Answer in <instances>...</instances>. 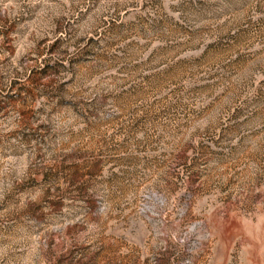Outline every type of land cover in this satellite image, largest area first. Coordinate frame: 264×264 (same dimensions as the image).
I'll return each instance as SVG.
<instances>
[{"label":"rangeland","instance_id":"obj_1","mask_svg":"<svg viewBox=\"0 0 264 264\" xmlns=\"http://www.w3.org/2000/svg\"><path fill=\"white\" fill-rule=\"evenodd\" d=\"M0 264H264V0H0Z\"/></svg>","mask_w":264,"mask_h":264}]
</instances>
